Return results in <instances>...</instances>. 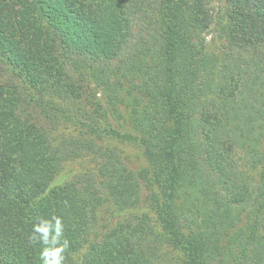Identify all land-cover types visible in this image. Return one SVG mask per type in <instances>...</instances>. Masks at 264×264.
<instances>
[{"label": "trees", "instance_id": "16d2710c", "mask_svg": "<svg viewBox=\"0 0 264 264\" xmlns=\"http://www.w3.org/2000/svg\"><path fill=\"white\" fill-rule=\"evenodd\" d=\"M51 215L65 264H264V0H0V264Z\"/></svg>", "mask_w": 264, "mask_h": 264}, {"label": "clouds", "instance_id": "9594fccd", "mask_svg": "<svg viewBox=\"0 0 264 264\" xmlns=\"http://www.w3.org/2000/svg\"><path fill=\"white\" fill-rule=\"evenodd\" d=\"M64 233L63 218L58 215H51L50 218L40 217L33 224L29 239L41 246L39 256L41 264H65V253L70 248V242Z\"/></svg>", "mask_w": 264, "mask_h": 264}, {"label": "rangeland", "instance_id": "374dc122", "mask_svg": "<svg viewBox=\"0 0 264 264\" xmlns=\"http://www.w3.org/2000/svg\"><path fill=\"white\" fill-rule=\"evenodd\" d=\"M98 97L100 98V99H102V101H103V98L101 97V94H99L98 95ZM120 150L122 151V153L124 154V155H129V159H130V165L132 166V167H140L141 166V163H142V161H141V158H140V155H139V153H138V151L136 150V149H133V148H125L123 145H121L120 146ZM71 165H72V168L74 167V169H75V171H76V169L78 168V167H75L77 164H70L69 166H68V168L67 169H72L71 168ZM64 175V174H63ZM61 176L62 178L61 179H63L64 178V176ZM60 179V178H59ZM60 179V180H61ZM103 215H107L106 213H103ZM118 219H116V218H112V219H110L109 220V225H111L112 223H114L115 221H117ZM105 221V220H104ZM108 223V220L105 222V224H107Z\"/></svg>", "mask_w": 264, "mask_h": 264}]
</instances>
